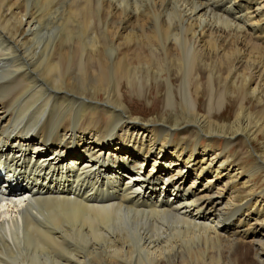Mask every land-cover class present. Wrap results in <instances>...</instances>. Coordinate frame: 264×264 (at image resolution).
<instances>
[{
  "label": "bare ground",
  "instance_id": "bare-ground-1",
  "mask_svg": "<svg viewBox=\"0 0 264 264\" xmlns=\"http://www.w3.org/2000/svg\"><path fill=\"white\" fill-rule=\"evenodd\" d=\"M0 169V264H264V0H0Z\"/></svg>",
  "mask_w": 264,
  "mask_h": 264
},
{
  "label": "rangeland",
  "instance_id": "rangeland-1",
  "mask_svg": "<svg viewBox=\"0 0 264 264\" xmlns=\"http://www.w3.org/2000/svg\"><path fill=\"white\" fill-rule=\"evenodd\" d=\"M59 3V4H58ZM57 3V5L56 6H58V7H60L61 9H63L64 11L66 10V5L68 6V4L67 3H64V2H62V3H60V2H58ZM61 4V5H60ZM63 4V5H62ZM66 4V5H65ZM60 5V6H59ZM66 7V8H65ZM99 27H101V26H99ZM104 26H102L101 28H98V27H92L93 28V30H92V28H90V30H91V32L89 33L90 35H94V36H96L97 38L98 37H102V35H103V31H104V28H103ZM100 30V31H99ZM92 31H94V32H92ZM102 31V32H101ZM92 33V34H91ZM97 34V35H96ZM99 34V35H98ZM101 34V35H100ZM125 93V97H126V99H127V101L128 102H133L132 104H131V107L134 109V110H136V111H138V112H143L144 110H146L147 109V107H149L150 105H151V103H152V107H151V110H152V112L156 115H158V116H160V111H161V109H162V105H161V100H160V97H159V95H157L155 92H153L151 95H149V97H148V101H146V103H145V101L142 103V104H138L139 103V101H138V99L136 98V96H134L133 94H131L129 91H125L124 92ZM155 95V96H154ZM226 114H228V111H225V115ZM167 118L165 119L166 120V122L167 121H170V120H172V118L173 117H170V115H165ZM170 123V122H169ZM83 161H86L84 158H83ZM208 162H204V164H207ZM150 166H151V164L149 165V168H150ZM216 167L214 166V165H212L210 168H208V171L205 173V175H207V176H209V177H211V175H212V172L211 171H213L214 169H215ZM146 171V170H145ZM246 178L245 177H242L241 178V182L243 181V180H245ZM202 183H204L203 181L201 182V184ZM263 231H264V229H263Z\"/></svg>",
  "mask_w": 264,
  "mask_h": 264
}]
</instances>
